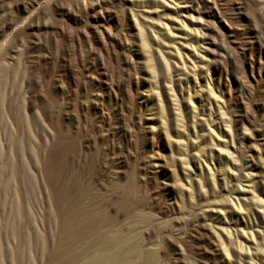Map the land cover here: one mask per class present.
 Instances as JSON below:
<instances>
[{
  "label": "rangeland",
  "instance_id": "obj_1",
  "mask_svg": "<svg viewBox=\"0 0 264 264\" xmlns=\"http://www.w3.org/2000/svg\"><path fill=\"white\" fill-rule=\"evenodd\" d=\"M0 264H264V0H0Z\"/></svg>",
  "mask_w": 264,
  "mask_h": 264
}]
</instances>
